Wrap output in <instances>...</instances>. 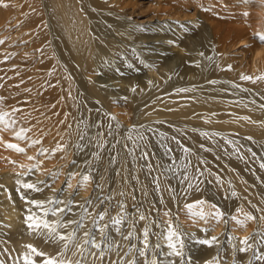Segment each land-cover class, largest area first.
<instances>
[{
	"label": "bare ground",
	"instance_id": "1",
	"mask_svg": "<svg viewBox=\"0 0 264 264\" xmlns=\"http://www.w3.org/2000/svg\"><path fill=\"white\" fill-rule=\"evenodd\" d=\"M159 1L0 0V33L16 32L0 39V134L28 170L0 171L2 264H25L29 244L63 264H191L177 242L200 250L193 264H264V0ZM251 8L259 22L230 30ZM45 85L50 112L40 113L29 104ZM44 127L56 164L70 160L82 179L74 192L28 163ZM100 192L112 203L93 213ZM27 200L58 205L45 216ZM30 208L69 238L30 230Z\"/></svg>",
	"mask_w": 264,
	"mask_h": 264
},
{
	"label": "rangeland",
	"instance_id": "2",
	"mask_svg": "<svg viewBox=\"0 0 264 264\" xmlns=\"http://www.w3.org/2000/svg\"><path fill=\"white\" fill-rule=\"evenodd\" d=\"M163 1L164 0H160L159 1V4H160V7L162 8L163 7ZM128 2H129V0H128ZM138 3V2H137ZM139 4H146L147 6L149 5L148 4V0H143V2H139ZM145 5V6H146ZM163 8H165V9H167V6L166 7H163ZM248 11V12H247ZM246 11V16L244 15L243 16V18L242 19H240V21H238V23L236 24V23H230L228 26H229V29L230 28H233V27H243V28H245V27H250V26H253V24L255 25L257 22H259L258 20H259V17H260V15H258L259 13L256 11V10H254L253 11V9L251 8V9H249V10H247ZM258 15V16H257ZM245 18V19H244ZM248 18V19H247ZM252 18H253V20H252ZM257 18V19H256ZM256 19V21L254 22V20ZM244 20V21H243ZM247 20V21H246ZM241 23V24H240ZM250 24V25H249ZM231 25H232V27H231ZM231 30V29H230ZM227 31V30H226ZM15 34L16 32H8V31H6V33H5V31H2V33H0L1 35H0V39H2L3 41H6V39H8L10 36H12V34ZM8 35V38L7 37H5L4 38V36H7ZM22 50H24V48L22 49ZM4 51V50H3ZM137 71H139V70H137ZM28 73V72H27ZM33 84H36L35 82L33 83ZM51 90H52V87L51 86H49V85H45L44 86V92H43V96H39V97H36L35 99H32L31 100V97L30 98H27L28 100H31V105L29 104V106H33V107H37L38 105H42L43 104V106L45 107V111H40V113H42V112H44V113H48V112H50V111H47L48 109H47V107L49 106V105H51L50 103H49V99H50V96H51V94H52V92H51ZM8 98H11V97H8ZM40 102V103H39ZM33 104V105H32ZM40 107H42V106H40ZM122 108H123V110H122ZM122 108H119V110L118 111H126V112H128V113H126V118L128 117L129 119H128V121L129 120H131L132 119V116H133V114H134V109L132 108V110H131V108L129 107H122ZM126 108V109H125ZM128 109H130V110H128ZM24 111H25V109H22L21 111H17V114H19V113H24ZM26 111H29V110H26ZM25 111V112H26ZM124 111V112H125ZM131 112V113H130ZM14 113V112H13ZM12 113V114H13ZM130 113V114H129ZM65 114V111L63 112V111H61V115H60V120H61V126L59 127V129H65V127H66V125H67V117L66 118H64L63 117V115ZM131 115V116H130ZM63 120V121H62ZM2 133V132H1ZM1 135V134H0ZM11 135V133L9 134V135H7V134H3L2 133V135H1V137H8L7 138V140L6 141H4L5 139H2L1 141H0V169H3L4 167H6V168H11L10 167V165L12 166V167H14V169L12 170V172L14 173V172H16L17 174H19V175H24V174H27L28 173V170L27 171H24V169H23V166H22V164H20V162L21 163H23V158H27V156L26 155H24V153H22V151H16V150H12V148H9V147H6V143L7 144H11V145H15L17 148H19L20 146H19V143L18 142H14V140L12 139V140H8V139H10L12 136H10ZM39 139V143H36V147H35V149H34V151H33V153L28 157V163L30 164V167H37L38 168V172H39V176H41V179L42 180H45V179H50V181H51V185H53V187L56 189V190H58V191H61V190H63L64 189V187H67V189L71 192V191H76L77 189H78V187H79V185H80V181L82 180V179H80V177H78V175H76L75 174V172L74 173H71V172H67V170H66V168H69V167H71L69 164H70V162L68 163V161H70V160H66V161H63V162H60V163H58V164H56L57 163V160H58V157H59V150H58V147H57V145H56V143L54 142V140H51V139H49V138H47V133H46V131H45V127H44V129H43V134H42V137L41 138H38ZM3 141V142H2ZM2 146V147H1ZM19 149H21V148H19ZM91 162V161H90ZM88 164H89V162H88ZM7 165H8V167H7ZM21 166H22V168H21ZM55 166L56 167H58L57 168V171L56 172H54V169L53 168H55ZM65 166H66V168H65ZM3 169V170H0L1 172H6V171H8V169ZM65 168V169H64ZM53 169V170H52ZM64 170V171H63ZM66 171V172H65ZM0 172V173H1ZM25 172V173H24ZM65 172V173H64ZM69 174V175H68ZM88 178V177H87ZM66 184H67V186H66ZM61 195V194H60ZM59 195V196H60ZM102 196V197H101ZM108 193H102V192H100L97 196H96V198H98V200L101 202L100 204H99V206H97L98 204H93L92 205V207H91V209L93 210V213H94V207H96V208H101V206L100 205H102V204H104L105 205V208H102V209H106V208H110L109 206H108V204L110 203H112V200H110V199H108ZM57 201H59V200H57ZM47 202H49V201H47ZM95 202H98V201H95ZM62 203H64V202H62ZM68 204L70 205L71 203L69 202H65L63 205H62V208H63V210H62V213H64V209H66V211H68V209H70V207L68 206ZM49 207H48V206ZM58 204H53V203H46V206H45V208L48 210V212L51 210V208L50 207H52V209H53V207H55V206H57ZM181 212V213H180ZM180 212H178L177 213V215L179 216V217H186V218H182L181 220H183V224L184 225H187L188 226V228L191 226V227H195V226H197V227H199V226H202L198 221H195L194 219H192L191 221L189 220L190 218V216L189 217H187V213H182V211H180ZM159 213V214H158ZM154 214L155 215H157L158 214V216H160L161 215V212H158V211H156L155 209H153V216H154ZM183 216H182V215ZM185 215V216H184ZM73 216H75V214L74 215H72V217ZM110 216V215H109ZM108 219H111V217H108ZM108 219H106L105 221H109ZM187 221H186V220ZM189 220V221H188ZM210 220V219H209ZM194 221H195V223H194ZM190 222H192V223H190ZM196 222L199 224V225H197L196 224ZM185 223H187V224H185ZM204 223V222H203ZM210 223V222H209ZM208 223V224H209ZM194 224H196V225H194ZM208 224H204V228H207V229H210L208 226L210 225H208ZM193 225V226H192ZM208 225V226H207ZM123 228V229H122ZM125 229H126V226H124V227H120V230L117 232V234H119L118 236H116V237H111V236H107V241L109 242V244L106 246H104V252L103 253H106V251H109V252H111L112 251V248H113V244H111V243H113L117 238L118 239H122V237H123V235L125 234ZM122 232V233H121ZM154 229H153V234H154ZM220 232V229L218 230V232H216V234H218ZM220 234V233H219ZM245 236H247V234L245 235ZM132 237V236H131ZM155 235H153V241L155 240ZM110 238V239H109ZM157 239V238H156ZM156 241V240H155ZM152 243V242H151ZM179 242H177V243H175V245H177ZM149 244V243H148ZM183 244V245H182ZM151 245V244H150ZM150 245H148V247H149V249H150ZM111 246H112V248H111ZM107 247V248H106ZM109 247V248H108ZM179 247V248H178ZM186 249H185V248ZM183 248V249H182ZM111 249V250H110ZM176 249L177 250H180L181 249V252L180 251H178V253L181 255V254H183V259L186 257V258H188V256L190 257V258H193L194 259V257H196V256H198L197 254H199V252H200V250L198 249V248H195V247H191L188 243L186 244V242H184V243H181L180 244V246L179 245H177L176 246ZM196 249V250H195ZM185 251V252H184ZM149 252V251H148ZM188 252V253H187ZM186 254V255H185ZM189 254V255H188ZM179 255V256H180ZM193 259H191L192 261H191V264H193V263H195V262H197L198 260L197 259H195L196 261H193ZM1 260H5V259H0V264H2L3 262L1 261Z\"/></svg>",
	"mask_w": 264,
	"mask_h": 264
},
{
	"label": "snow or ice",
	"instance_id": "3",
	"mask_svg": "<svg viewBox=\"0 0 264 264\" xmlns=\"http://www.w3.org/2000/svg\"><path fill=\"white\" fill-rule=\"evenodd\" d=\"M259 40L260 42L264 43V35L259 36ZM201 55L203 54L201 53ZM229 70H231L230 66H229ZM241 79L251 81L252 77L242 75ZM257 79L264 80V75L257 77ZM180 91H185V90L181 89ZM2 120H3V116H0V121ZM7 147L12 148L16 151H23V149H19L15 145L9 144L7 145ZM262 167H264V165H262ZM84 179L85 181H87L88 178L85 177ZM21 187L25 189H31L33 191H40V189H38L34 184L25 183V184H22ZM26 203H29L34 208L39 209L43 215L46 216L48 214V210L45 208V202H42L39 200H27ZM48 203H52V201H49ZM200 203H203V202L201 201ZM188 207L191 208L192 205H189ZM28 211H29V215L26 217V223H27V227L30 230H39V229L47 230L50 240H66L69 238L57 232L55 225H52L48 223L46 220L42 219L41 215H37L33 213L31 208ZM249 219H251V217H249ZM60 227H66V225L61 224ZM174 237H177V233L170 230L168 232L167 239L171 242ZM215 239L216 238L213 237L212 241L205 240V241H201V243L211 244ZM246 242L247 241L245 240L244 243ZM25 247L29 251V254L24 256L25 264H34V261H32L31 259V254H34L37 257H44L43 264H63V261H58L55 257H49L47 253L39 251L36 247H34L31 244L26 245ZM170 247L175 248L176 245L174 243H170Z\"/></svg>",
	"mask_w": 264,
	"mask_h": 264
}]
</instances>
